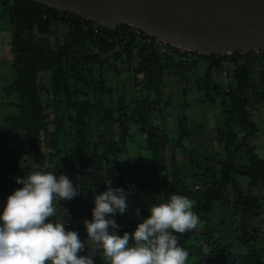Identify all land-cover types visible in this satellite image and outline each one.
<instances>
[{"label":"rangeland","instance_id":"obj_1","mask_svg":"<svg viewBox=\"0 0 264 264\" xmlns=\"http://www.w3.org/2000/svg\"><path fill=\"white\" fill-rule=\"evenodd\" d=\"M11 4V0L0 1V157L7 149L20 147L24 151L22 157L25 163L29 164L34 162V153L23 140L22 129H15L13 125L19 112L16 106L18 98L14 92L11 95L6 92V87L16 78ZM24 32L42 46L49 45L55 49L64 43L67 27L57 18L51 21L48 32H38L35 28ZM113 51L101 52L102 64L91 67L80 65L68 57L62 61L63 73L70 85L71 100L68 104L83 102L87 111L84 122L87 123L90 142L86 152L91 157L86 167L91 169L88 172H97L100 154L111 149L107 142L122 137L124 145L117 154L121 171L128 172L133 168L141 171L146 179L155 170H161V183L177 182L187 187L199 183L208 188L213 184L216 189L210 179L219 176V159L242 163L245 160L241 151L243 137L250 133V130L241 127V116L229 95L235 90L233 66L225 61L219 69H212L213 83L209 84L206 92L208 82L205 73L209 60L190 54L186 56L187 60L183 57V60L167 62L163 70L164 84L160 85L162 94L159 95L153 89L143 87L144 74L137 71L138 59L135 56L127 61L124 57L117 59ZM251 62L247 89L250 101L246 108L248 119L255 123V130L246 141L264 158V54H253ZM50 83L49 77L41 81L40 95L41 98L49 96L51 99L47 110L51 118L54 102L64 100L63 107L57 112L62 122L58 137L62 150L59 160L61 168L66 169L78 164L72 155V150L76 148L72 134L73 121L81 109L67 110L63 93L52 101ZM145 97L149 101H145ZM140 101L150 109L148 125L154 128L150 130L151 135L137 130L132 121L127 122L124 135L118 122L115 121L111 127L106 125L109 117H118L119 104L135 107ZM180 119L183 133L178 126ZM40 146L42 152L49 151L43 143ZM103 162L104 159L101 160L102 165ZM235 179L238 185L229 184L221 196L210 201V210L204 214L199 231L207 229L212 235L222 238L233 251H241L244 246L238 237L246 230L252 235L248 242L260 247L264 244V183H252L240 177ZM204 181L208 183H202ZM238 193L250 199L251 206L236 208L234 201ZM8 196L0 194V201L6 204ZM85 219L87 217L83 215L68 220L73 225L85 227ZM138 223L135 221V224ZM187 264H197L193 255H189Z\"/></svg>","mask_w":264,"mask_h":264},{"label":"trees","instance_id":"obj_2","mask_svg":"<svg viewBox=\"0 0 264 264\" xmlns=\"http://www.w3.org/2000/svg\"><path fill=\"white\" fill-rule=\"evenodd\" d=\"M11 1L10 24L14 31L13 50L15 57L13 68L16 72V78L6 87V92L8 95L13 92L17 95L18 103H16V106L19 112L15 116L13 125L15 129H22L23 140L27 142L34 153V162L25 163L22 157L24 151L20 147L7 149L4 156L0 157V194L11 195L14 190L20 188L13 180L4 177L6 171L21 177H27L33 170H44L57 176L65 174L72 180L74 185H81L87 193L86 195H78L70 201L60 202L56 206L58 209L57 216L53 219H77L85 215L88 220H91L92 210L95 206V195L107 190L105 181L111 178L112 187H122L129 193L125 213L115 216L117 224L120 225L119 235H123L124 232L131 234L135 231L138 224H135L131 216L135 207L140 208L142 215L140 222H142L144 218L150 216L149 206L168 202L172 194L182 195L195 201L192 211L198 215L200 222L195 229L176 235L178 236L179 246L188 250L189 255L194 256L197 264H264V244L258 247L255 243H249L248 239L250 240L252 235L246 230H243L238 237L244 246V250L241 251H233L231 246L226 244L222 238L212 235L207 229L199 231L201 229L199 226L205 219L204 214L210 210V201L214 197L221 196L229 184L238 185L236 177L247 178L252 183H264V158L259 156L254 147L246 141V138L252 135L255 130V123L248 119L249 113L246 106L250 101L247 93L249 86L248 69L252 63L251 58L256 53H243L236 50L229 55L221 53L205 55L194 52L170 51L166 55L160 56L151 49L143 36H130L129 40L124 43H111L108 41L110 35L115 34L118 29L127 27V25L109 29L96 25L75 13L60 12L32 0ZM57 18L66 25L67 35L64 43L55 49L49 45L42 46L41 43L36 42L24 32L33 28L38 32H48L51 21ZM112 49L114 50V57L117 59L124 57L127 61L130 57L135 56L138 59L137 71L144 74L143 87L153 89L159 95L162 94L160 85L164 84L163 70L166 68L167 62L177 59L183 60V57L187 60L186 56L188 54L186 53L193 54V57L209 60L210 63L205 73L208 82V86L205 87L206 92L209 90V84L213 83L211 79L212 69H219L222 62L225 61L233 66L235 90L230 92L229 95L231 100L235 102L236 112L241 116V127L250 130V133L243 137L241 151L245 160L242 163L219 159L221 164L219 176L215 175L210 179L216 185V189H214L213 184L209 188L204 187L203 190L194 189L195 184L187 187L177 182L161 183L159 180L161 170H155L144 181H139L137 186L129 192L128 181L124 176H121L122 171L117 159V154L124 145L122 137L118 140L110 139L107 142L111 149H106L100 154V158L97 159V172L91 173L86 170L87 164L91 161V157L86 152L90 142L89 132L86 130L87 123L84 122L87 111L83 102L76 101L68 104L71 100L70 85L64 76L62 61L63 58L68 57L85 67L101 65L100 53ZM259 54H264V51L259 52ZM47 77L51 82L52 101H55L56 96L60 93H63L66 97L65 107L67 110L81 109L79 115L73 121L74 131L72 134V140L74 146H76L72 150V155L76 157L78 164L66 169L61 168L59 160L62 150L59 148L58 137L62 130V122L61 115L57 112L63 107L64 100L57 99L54 102L51 118L47 111L51 99H49V96L41 98L40 95L41 81ZM213 87H216V85L213 84ZM144 100L149 101V98L145 97ZM117 110L119 112L118 117L115 119L109 117L106 125L111 127L115 121L118 122L124 135L127 122L132 121L137 130L148 132L149 135L152 134L150 130L152 131L154 128L148 125L150 122V109L142 101L135 107L119 104ZM181 119L178 126L183 133ZM40 143H43L49 149L47 153L41 151ZM118 143L121 145H118ZM102 159H104V165L101 164ZM128 173L141 174L142 172L131 168ZM202 183L208 182L204 181ZM234 205L237 206L236 208L248 207L251 206V200L242 197L238 193ZM5 206L6 204L0 201V214H2ZM63 208L67 211L65 212ZM65 226L67 230L76 231L82 242L87 239L86 228L82 225L70 223ZM86 254L87 248L79 253V255ZM102 263L103 260L97 254L94 257V264Z\"/></svg>","mask_w":264,"mask_h":264},{"label":"clouds","instance_id":"obj_3","mask_svg":"<svg viewBox=\"0 0 264 264\" xmlns=\"http://www.w3.org/2000/svg\"><path fill=\"white\" fill-rule=\"evenodd\" d=\"M16 183L22 187L7 197L0 214V264H94L97 254L104 264H187L189 252L176 234L198 226L194 200L172 194L168 202L149 206L150 216L133 233L119 235L115 216L125 213L129 193L112 187L108 178L107 190L95 195L92 219L83 221L87 239L82 242L76 231L66 229L67 220L53 219L57 202L86 195L81 185L44 170ZM85 248L87 254L79 255Z\"/></svg>","mask_w":264,"mask_h":264},{"label":"water","instance_id":"obj_4","mask_svg":"<svg viewBox=\"0 0 264 264\" xmlns=\"http://www.w3.org/2000/svg\"><path fill=\"white\" fill-rule=\"evenodd\" d=\"M96 25H121L189 52L264 51V0H32Z\"/></svg>","mask_w":264,"mask_h":264},{"label":"built area","instance_id":"obj_5","mask_svg":"<svg viewBox=\"0 0 264 264\" xmlns=\"http://www.w3.org/2000/svg\"><path fill=\"white\" fill-rule=\"evenodd\" d=\"M130 36H137V37L143 36V39H145L146 43L151 46V49L156 54H158L160 56H164L167 53H169L170 51H179L180 53L189 52V51H186L182 48H178V47L169 45V44L165 43L164 41H162L158 38H154V37L144 33L139 28L129 26V25H127V27H125V28L118 29V31L115 34L110 35L108 38V41L111 43H116V42H123L124 43V42H127L129 40ZM186 54L189 55L190 53H186ZM86 170L91 171V169L89 167ZM121 176H124L127 179L129 192H131L132 189L137 186L139 181L145 180V176L143 173H141V174H129L127 171L124 170V171H122ZM4 177H6L7 179L13 180L16 183V178H19L21 176L14 175V174L6 171L4 173ZM16 184L19 187H22V185H20L18 183H16ZM206 186H207V184H206ZM204 187H205V185H203V186L200 184L194 185V189H204ZM59 204H60V202H57L56 206ZM131 216H132V219L134 221L140 222L142 220L140 208L135 207L131 213ZM63 220H67L66 225H69L71 223L68 219H63Z\"/></svg>","mask_w":264,"mask_h":264}]
</instances>
